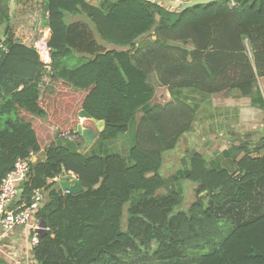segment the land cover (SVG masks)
<instances>
[{"label":"trees","instance_id":"obj_1","mask_svg":"<svg viewBox=\"0 0 264 264\" xmlns=\"http://www.w3.org/2000/svg\"><path fill=\"white\" fill-rule=\"evenodd\" d=\"M19 2H32L40 11L41 26L50 32V62L46 68L33 45L14 38L8 7H1L7 51L0 59V179L17 159L42 152V160L28 162L17 202L30 205L33 191H40L33 215L45 223V233L37 234L34 260L264 264V207L237 220L238 210L262 195L264 144L258 149L263 154L255 156L243 147L230 149L233 171L190 153L176 174L197 185V199L186 210L179 209L181 189H167L160 175L163 153L174 149L195 120V110L177 91L235 90L264 109L257 84L264 77V0H215L179 13L145 0H102L98 6L85 0ZM80 15L104 43L123 49H103L85 25L66 21ZM146 65L170 91L169 102L151 104ZM81 112L87 118L79 123ZM92 120L104 124L88 150L59 137L78 125L92 129ZM53 128L63 142L54 141ZM127 133V158L102 149ZM62 171L69 180V172L76 177L81 192L63 193L49 183ZM223 207L234 210L223 217L218 212Z\"/></svg>","mask_w":264,"mask_h":264},{"label":"crops","instance_id":"obj_2","mask_svg":"<svg viewBox=\"0 0 264 264\" xmlns=\"http://www.w3.org/2000/svg\"><path fill=\"white\" fill-rule=\"evenodd\" d=\"M31 3H21L19 0H0V11L1 7H8V27L11 29L14 38L18 39L25 45H33L35 47L41 45L40 51H42L44 45L47 46L46 43L49 39L50 32L48 28L41 26L40 11L37 10L34 5H31ZM5 28L6 23L0 21L1 38H4ZM44 29L47 33L45 32L43 40H40L41 33ZM118 48L119 47H116L114 49ZM42 78L43 82L46 84L48 82V78L45 75H43ZM259 79L262 81L263 86L261 84V87L263 90H261L260 86L258 87L262 97L264 98V77ZM151 88L155 91L152 85ZM233 93L227 95H225V92L211 95L202 94L205 95L203 96L205 103L201 106V115L198 119L199 124L203 125L201 133L204 134L208 140H213V138L217 135L221 136L224 134L225 136V134L228 133L227 142H223L222 139H220V142H222L220 152L214 154V157L210 161L206 159L207 162L209 161L213 166H219V162L227 166L233 163V160H227L228 153H226V149L228 148L230 150L240 148L239 140H243L242 132H246L247 139H252L253 135L256 136L258 133H263L264 135V127L262 124L254 128L253 126H248V117L253 114V116H256L257 118L259 112L264 111V109L257 107L255 104H251L250 97H240L236 94L234 95ZM140 117L141 113H137L136 125ZM92 123V129L82 127L87 129L89 132L87 137L80 135L82 139H79L80 141L78 142H80V145L82 146L79 147V151L84 152L95 145V141L98 137L96 133L100 132L101 129H98L94 120H92ZM53 138L56 142H63V140L56 137L54 131ZM102 149L104 150L105 148ZM237 156L239 158L242 154H237ZM40 159H43L42 152L35 154L31 161L34 162ZM76 181L77 179L74 176H72V180L65 177H59L56 181L51 183L55 184L61 190V186H66V184L72 185ZM36 222L37 221L32 214L29 223L26 226L16 227L8 232L0 230V264H38L32 257L33 247L30 244L32 227Z\"/></svg>","mask_w":264,"mask_h":264},{"label":"rangeland","instance_id":"obj_3","mask_svg":"<svg viewBox=\"0 0 264 264\" xmlns=\"http://www.w3.org/2000/svg\"><path fill=\"white\" fill-rule=\"evenodd\" d=\"M88 4L98 6L102 0H85ZM113 1V0H109ZM158 19V17H157ZM67 22H78L83 25H85L87 32L90 36V38L97 44L100 45L101 48L103 49H114L116 48L113 45H109L107 43H104L99 36L97 35L93 24L86 19L83 15H80L78 17H69L67 16L66 18ZM45 29L42 31L40 40H43L44 35H45ZM139 39L136 40L138 42ZM123 48H118L117 50H122ZM85 57H88V54H82ZM148 70V75H147V83L151 87L155 89L153 98L151 100V104H159L162 105L166 102H168L171 99V93L167 89V87L161 85L159 83L158 77L154 73V71L151 70L150 67L143 66ZM257 84L260 86L261 90L263 88L261 87L262 81L260 79H257ZM263 86V84H262ZM235 91V90H234ZM234 91L228 92L227 94H231ZM178 96L176 95L177 98H180L182 101L185 103L189 104L194 110H195V120L192 124V127L189 132L185 133L182 135L179 140L176 143V146L174 149L166 151L162 155V167L160 169V175L166 180L167 182V189L169 188H180L183 194V200L180 205L181 210H186L190 204H192L196 199V188L197 185L193 184L191 182L185 181L183 179H178L176 178L177 172L186 164L188 160V155L192 152H198L205 157L207 160H211L214 157V154L219 153L221 150V143L222 141L227 142L228 139V133L217 135L213 138V140H208L207 137L204 136V134L201 133V128L203 125L199 124L198 119L199 116L201 115V106L205 103L203 96V93L194 90V89H181L177 91ZM234 95L236 93H233ZM225 106V105H224ZM264 111L259 112V115L253 116L251 114L248 117L249 124L248 126H253L257 127L262 124L264 127ZM256 113V111H255ZM245 124V123H243ZM245 127V126H244ZM247 127V126H246ZM243 135V140H239V146L246 148L248 152H251V155H261L263 154V150L258 151V149L264 144V135L263 133L257 134L256 136L253 135L252 139H247V134L246 132H242ZM261 136V139H260ZM219 138V139H218ZM130 140V133H127L126 135L119 136L117 140L112 141V143H109V145H105V149L107 153H119L123 157L127 158V148ZM81 147L82 145L79 144ZM96 149V148H95ZM82 150V148H81ZM226 153H228V158L227 160L231 161L234 154L232 153L231 150L228 148L226 149ZM184 159L185 162H182L181 160ZM208 161L209 166L211 163ZM35 162V161H34ZM219 166H214V167H221V168H226L228 170H232V166L230 165H223L221 162L218 163ZM223 165V166H220ZM167 191L166 189L160 190L159 192L163 193ZM261 196L256 197L252 199L246 206H244L242 209L238 210V217L237 220L243 221L247 218L253 217L256 215L257 211V206L264 207V189L260 191ZM202 199H204L202 197ZM205 203L208 201L205 199ZM126 208L127 205L124 206L123 208V217H122V222H121V227L122 229H125V216H126ZM234 210V208H233ZM232 210V211H233ZM256 210V211H255ZM232 211L229 212V210L226 207H223L218 210L219 214L223 217L231 215Z\"/></svg>","mask_w":264,"mask_h":264},{"label":"built area","instance_id":"obj_4","mask_svg":"<svg viewBox=\"0 0 264 264\" xmlns=\"http://www.w3.org/2000/svg\"><path fill=\"white\" fill-rule=\"evenodd\" d=\"M42 44V43H41ZM35 47V46H34ZM41 45L35 47L40 60L48 68L50 62L49 59V49L46 45L40 51ZM7 51L4 44V38L0 37V59L2 54ZM79 123L83 121V118L79 117ZM53 131L57 133L56 128ZM59 137L71 142H78L80 139V134L77 129L71 131L69 129L61 132ZM35 155L30 153L27 159H17L14 162L12 169L7 172L0 179V230L8 232L16 227L26 226L33 214L36 204L40 202V191L34 190L32 195V203L30 205H25L23 203L17 204L21 196L20 183L27 178L29 172L28 162ZM70 175L74 176L71 172ZM75 177V176H74ZM59 177H55L49 180V182L56 181ZM64 193H69L67 190ZM40 222H36L32 227V234L30 237V244L34 248L38 244L37 229Z\"/></svg>","mask_w":264,"mask_h":264},{"label":"water","instance_id":"obj_5","mask_svg":"<svg viewBox=\"0 0 264 264\" xmlns=\"http://www.w3.org/2000/svg\"><path fill=\"white\" fill-rule=\"evenodd\" d=\"M145 1L150 2L154 5H157L164 10H167L173 13H179V12H182L183 10H186L194 6L210 4L215 0H145ZM80 117L87 118L84 112L80 113ZM95 122H96V125L98 126V129L102 130L104 122L103 121H95ZM77 131L80 135H83L85 137L88 136L89 131L85 128H82L81 125L77 126ZM99 133L100 132H97L96 135H99ZM61 177L63 178L65 177L64 171H62ZM61 190L63 192L67 190L69 193L76 194L82 191V187L80 186L77 180L72 185L66 184V186H61ZM36 232L39 235H42L43 233H45V223L44 222L39 223V227Z\"/></svg>","mask_w":264,"mask_h":264},{"label":"bare ground","instance_id":"obj_6","mask_svg":"<svg viewBox=\"0 0 264 264\" xmlns=\"http://www.w3.org/2000/svg\"><path fill=\"white\" fill-rule=\"evenodd\" d=\"M46 33H47V31H46Z\"/></svg>","mask_w":264,"mask_h":264}]
</instances>
